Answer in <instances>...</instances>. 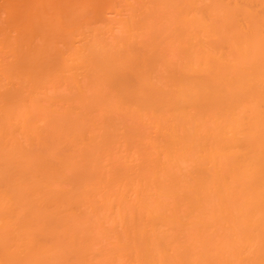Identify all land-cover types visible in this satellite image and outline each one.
Wrapping results in <instances>:
<instances>
[{"label":"bare ground","instance_id":"bare-ground-1","mask_svg":"<svg viewBox=\"0 0 264 264\" xmlns=\"http://www.w3.org/2000/svg\"><path fill=\"white\" fill-rule=\"evenodd\" d=\"M0 264H264V0H0Z\"/></svg>","mask_w":264,"mask_h":264}]
</instances>
